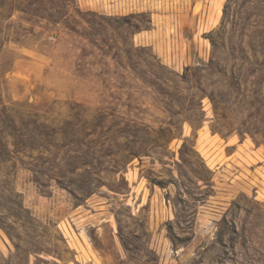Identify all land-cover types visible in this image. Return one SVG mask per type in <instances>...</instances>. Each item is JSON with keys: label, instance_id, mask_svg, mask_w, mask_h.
<instances>
[{"label": "rangeland", "instance_id": "obj_1", "mask_svg": "<svg viewBox=\"0 0 264 264\" xmlns=\"http://www.w3.org/2000/svg\"><path fill=\"white\" fill-rule=\"evenodd\" d=\"M130 1L0 0L2 100L79 122L105 184L82 193L48 164L40 184L1 168L0 264H264V148L239 135L227 95L237 47L264 51V0ZM150 11L185 25L160 34L163 58L138 39ZM255 62L245 81L263 112L264 54Z\"/></svg>", "mask_w": 264, "mask_h": 264}, {"label": "trees", "instance_id": "obj_2", "mask_svg": "<svg viewBox=\"0 0 264 264\" xmlns=\"http://www.w3.org/2000/svg\"><path fill=\"white\" fill-rule=\"evenodd\" d=\"M225 15L226 7H224L223 18ZM2 17L4 15L0 14V18ZM217 33L218 31H212L209 38L214 50L217 49L218 44L213 36L215 37ZM237 49L243 55V58H238L242 61V66L241 69L232 73L235 86L227 95L231 98L234 94H239V99L235 101V104L230 103L244 115L239 135L249 136L264 148V111L255 110L251 104L254 98L260 95L254 92L252 88L254 84L251 81L248 82L249 88L247 89L245 81L246 77H253L259 72L253 67L256 65V58L263 55L264 51L255 45H246L237 47ZM233 55L239 57L238 53ZM212 102L216 111L217 102L213 99ZM7 103L5 104L0 95V169L6 168L13 173L19 165L30 170L34 175L35 183L40 184L37 176L42 174L41 169L48 164V178L53 179L58 185H63L66 189L76 187L83 193L86 190L90 192L98 186H105L102 182L103 178L99 175L102 170L96 173L94 167L95 165L102 167L103 163L81 152L83 148H88L91 142L79 139L82 128V125L78 126L79 122L53 119L49 116L52 107H48V111H45L21 103ZM182 148H186V142ZM112 162L115 161L112 160ZM123 170V164L117 166L108 164L104 173L107 177L112 175L114 178L119 175V178L124 181ZM195 177L199 179L198 176ZM202 181L206 182L208 187H213L209 179ZM151 183L161 188L164 186V183L159 181H151ZM107 187L111 186L107 185Z\"/></svg>", "mask_w": 264, "mask_h": 264}, {"label": "crops", "instance_id": "obj_3", "mask_svg": "<svg viewBox=\"0 0 264 264\" xmlns=\"http://www.w3.org/2000/svg\"><path fill=\"white\" fill-rule=\"evenodd\" d=\"M130 0H126L127 5L129 3ZM102 2V0H86V3H99ZM130 3H132V0L130 1ZM207 6V5H206ZM149 15V22H150V31H148L146 34H141L138 36V39L140 42L148 45L149 47H151L152 51L154 52V54L158 57V58H163L167 56V45L166 43H164L162 41V39L160 38V34L162 32L166 33L168 31L171 32V40L174 41V32H180L183 30V27L185 25H178L177 23H175V17L173 15H169L168 13H166L165 15H161L160 13H154L152 11L148 12ZM193 29V34L194 36L197 30V27H195L193 25L192 27ZM193 39V37H192ZM191 39V40H192ZM180 40V39H178ZM180 42L182 43V41L180 40ZM172 60L176 65L182 63V54L179 58H176L174 55L172 57Z\"/></svg>", "mask_w": 264, "mask_h": 264}]
</instances>
